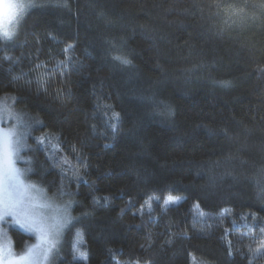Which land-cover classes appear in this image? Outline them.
Masks as SVG:
<instances>
[{
  "label": "trees",
  "instance_id": "1",
  "mask_svg": "<svg viewBox=\"0 0 264 264\" xmlns=\"http://www.w3.org/2000/svg\"><path fill=\"white\" fill-rule=\"evenodd\" d=\"M0 107L73 195L55 264H264V0H40L0 38Z\"/></svg>",
  "mask_w": 264,
  "mask_h": 264
},
{
  "label": "rangeland",
  "instance_id": "2",
  "mask_svg": "<svg viewBox=\"0 0 264 264\" xmlns=\"http://www.w3.org/2000/svg\"><path fill=\"white\" fill-rule=\"evenodd\" d=\"M21 3L26 6L27 13L40 4V0H0V18L8 16L9 5ZM3 133L9 134L8 139L14 147L17 141L26 147L21 146L18 155L12 156L13 166L19 170L20 180L23 181L22 188L13 189L7 159L3 163L5 202L7 195L11 194L18 203L13 209L14 215L7 214L5 208L0 206V217H3L0 219V264H55L66 231L74 220L64 223L69 217L74 218L73 195L50 194L43 185L30 177L32 161L26 153L29 148L27 128L23 119L6 107H0V134ZM35 224H42L44 232H37ZM10 227L18 228L33 238L21 252L15 251L14 240L9 234Z\"/></svg>",
  "mask_w": 264,
  "mask_h": 264
},
{
  "label": "snow or ice",
  "instance_id": "3",
  "mask_svg": "<svg viewBox=\"0 0 264 264\" xmlns=\"http://www.w3.org/2000/svg\"><path fill=\"white\" fill-rule=\"evenodd\" d=\"M28 7H31L29 5ZM26 14V6L21 3L19 5H9V14L6 18H0V38L5 41H10L16 35V29L19 27L20 22L23 20L24 15ZM7 25V26H6ZM114 59L118 60L122 65H129L131 63L126 57L117 56ZM224 84H228L230 82L224 81L221 82ZM165 107H168L165 105ZM7 133L0 134V206L5 208V211L9 215H14L15 212L13 209L16 207L18 201H14L11 197V194L7 195V203L5 202V189H4V173H3V163L4 160L7 159L8 170H9V180L12 182V187L14 190L18 188H22L23 181L20 180V172L13 166L12 156L14 154L18 155L19 148L21 146L26 147V145H20L19 141H17L16 146L14 147L12 142L8 139ZM106 200L107 197H104ZM151 199H156L159 201V197H152ZM180 197L178 196H168L164 201L163 204L165 208L169 205L177 204L180 202ZM70 203V202H69ZM149 207H151V203L149 202ZM3 217H0L2 219ZM72 219L78 218H71L65 220V224L70 223ZM64 225H61L63 227ZM35 230L37 232L43 233L44 226L42 224H35ZM78 259L84 260L86 259L85 255L81 253Z\"/></svg>",
  "mask_w": 264,
  "mask_h": 264
}]
</instances>
